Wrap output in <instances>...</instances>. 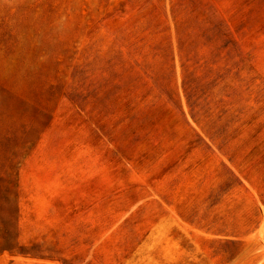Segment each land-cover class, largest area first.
Returning <instances> with one entry per match:
<instances>
[{"label":"rangeland","instance_id":"obj_1","mask_svg":"<svg viewBox=\"0 0 264 264\" xmlns=\"http://www.w3.org/2000/svg\"><path fill=\"white\" fill-rule=\"evenodd\" d=\"M0 264H264V0H0Z\"/></svg>","mask_w":264,"mask_h":264}]
</instances>
